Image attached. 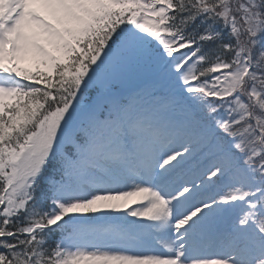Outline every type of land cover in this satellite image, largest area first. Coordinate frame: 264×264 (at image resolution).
I'll list each match as a JSON object with an SVG mask.
<instances>
[{"label": "snow or ice", "instance_id": "obj_1", "mask_svg": "<svg viewBox=\"0 0 264 264\" xmlns=\"http://www.w3.org/2000/svg\"><path fill=\"white\" fill-rule=\"evenodd\" d=\"M0 264H264V0H0Z\"/></svg>", "mask_w": 264, "mask_h": 264}, {"label": "trees", "instance_id": "obj_2", "mask_svg": "<svg viewBox=\"0 0 264 264\" xmlns=\"http://www.w3.org/2000/svg\"><path fill=\"white\" fill-rule=\"evenodd\" d=\"M28 70H29V71H35V66H34V64H31Z\"/></svg>", "mask_w": 264, "mask_h": 264}]
</instances>
